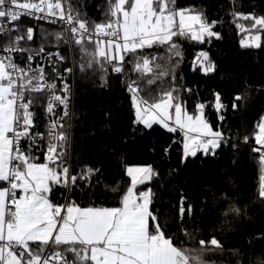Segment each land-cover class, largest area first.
<instances>
[{"label": "snow or ice", "instance_id": "6c2138e0", "mask_svg": "<svg viewBox=\"0 0 264 264\" xmlns=\"http://www.w3.org/2000/svg\"><path fill=\"white\" fill-rule=\"evenodd\" d=\"M22 15L60 23V31L45 33L42 39L50 42L52 37L57 47L61 43L77 46L80 71L99 72L102 86L109 71L125 73L126 65L131 64L138 74L137 79L126 82L135 111L134 124L149 129L160 124L169 132L179 130L185 160L198 152L215 155L224 143V133L214 130L205 118L203 103L189 112L178 88L160 87L166 77L175 81L179 61L173 63V59L182 57L177 38L199 43L220 38L212 30L216 22H209L202 12L179 8L177 0H104L103 18L97 22L87 18L72 0H0V52L4 53L0 55V264H215L205 257L223 250L219 240L213 236L207 241L199 239L197 247L185 246L184 242L178 245L166 234L165 221L152 208L151 189L137 191L138 185L156 175L150 165L126 169L131 185L120 197L118 207L81 206L70 195L63 197L64 203L52 199L56 188L71 193L81 182L91 186V178L99 169L85 166L78 174L72 173L67 163L68 120L73 115L69 109L71 87L58 67L65 57L59 51L45 53L43 45L37 50L22 47V41L34 38L33 28L21 32L16 26ZM234 16L252 21L243 30H254L257 34L251 39L260 47L264 16L239 12ZM241 44L251 46L244 40ZM153 47H166L168 55L144 54ZM22 52L28 53L26 66L16 63L12 55ZM41 54L46 56L50 72L44 64L33 67L32 62ZM197 67L204 74L215 70L204 51L193 62L194 71ZM63 72L72 73L73 68ZM242 99L235 97L236 101ZM39 101H46L45 132L36 130L33 109ZM214 107L218 113L224 108L219 93L215 94ZM257 128V195L264 200V116ZM34 149L41 151L43 162ZM218 201L224 204V216L242 214L228 193H221ZM180 203L183 218V197ZM187 211L191 213V205ZM183 234L189 241L196 240L187 230ZM256 264H264V259L258 257Z\"/></svg>", "mask_w": 264, "mask_h": 264}, {"label": "trees", "instance_id": "16d2710c", "mask_svg": "<svg viewBox=\"0 0 264 264\" xmlns=\"http://www.w3.org/2000/svg\"><path fill=\"white\" fill-rule=\"evenodd\" d=\"M87 18L99 22L103 18L104 0H72ZM99 5V6H98ZM177 7L192 8L202 12L209 22L215 21L210 42L199 43L177 38L182 57L174 69L175 81L166 77L160 87L174 86L186 101L189 112H194L198 103L205 105L204 115L214 130L224 133V143L215 155L183 158V133L169 132L160 124L146 128L134 124L135 111L131 94L126 88L128 80L137 79L131 64L125 73L107 75L102 86L99 72L80 71L78 47L71 48L61 43L58 47L52 37L50 42L42 39L45 33L61 30L59 24H46L21 16L19 23L26 31L34 30V38L25 43L26 48H60L65 59L70 60V49L75 64L74 116L70 123L67 146L68 165L73 174L85 166L99 169L91 178V186L81 182L71 193L56 188L52 199L64 203L70 195L81 206L118 207L120 197L130 185L128 166H151L156 175L137 187L139 191L151 189L152 208L165 221L166 234L179 245L197 247L199 239L210 240L213 236L223 245L206 255L215 264H256L264 259V200L258 198L260 154L255 151L257 124L264 115V32L259 33L260 47L243 46L254 30L240 31L237 25L249 28L252 21L234 16H264V0H177ZM241 32V33H240ZM2 47V45H0ZM201 51L209 54L215 70L204 74L199 67L193 70V62ZM146 55L165 57L166 47H153ZM162 63L164 61H161ZM191 89V92L187 91ZM219 93L224 108L218 113L214 107L215 94ZM240 95L244 99L236 101ZM237 107L233 108V104ZM44 101L35 108V119L43 122ZM224 119L221 121L219 116ZM245 137H248L245 143ZM118 189L113 191L112 189ZM221 193H228L237 206L242 208L239 216L222 214L224 204L218 201ZM184 198L185 213L180 215L181 198ZM191 205V213L187 211ZM184 230L193 233L195 241L184 236Z\"/></svg>", "mask_w": 264, "mask_h": 264}, {"label": "built area", "instance_id": "2783aa9c", "mask_svg": "<svg viewBox=\"0 0 264 264\" xmlns=\"http://www.w3.org/2000/svg\"><path fill=\"white\" fill-rule=\"evenodd\" d=\"M21 2H23V0H21ZM24 17L27 18H31L34 19L36 21H41L43 23L46 24H54V23H50L48 20H41V19H36L33 16H27V15H22ZM16 26H19L21 32H25L22 30L23 26L19 23V21L15 22ZM55 24H59L60 23H55ZM28 28V27H27ZM240 31H242V28H239ZM16 33H13V35H15ZM244 40L246 41L245 37L241 38V41ZM25 43L24 41L21 42V46L25 47ZM69 46V45H68ZM70 47V46H69ZM71 48V47H70ZM59 51L60 54L63 56L62 51L60 50V48H54V49H45V53L47 52H57ZM4 53L0 52V55H2ZM13 58L14 61L18 64H20L21 66H26L28 61H27V56L28 53L27 52H22V53H13ZM33 63V67H35L36 64H44L46 66V71L50 72L51 71V66L48 64L47 58L44 54H41L40 56H36L35 60L32 62ZM60 71L63 73V75L66 77L67 79V83L70 85L71 87V98H70V105H69V109L70 112L73 114L74 113V109H73V105H74V98H75V85H74V76H75V72H74V62L72 59V54H71V49H70V60L65 59L63 63L58 65ZM73 68V72L72 73H64L63 69L64 68ZM58 83V87H62V84H60L59 81H57ZM45 107H46V101H44V105H43V122H39L38 120H36L37 123V131L39 132H45L46 131V124H47V115H46V111H45ZM58 114H62V109H58L57 110ZM73 115L71 116V118L68 120L70 122V120H72ZM26 145V142H25ZM41 147H43V145H41ZM34 154L39 157L40 162H43V155L41 153L40 150H35L34 149Z\"/></svg>", "mask_w": 264, "mask_h": 264}, {"label": "rangeland", "instance_id": "374dc122", "mask_svg": "<svg viewBox=\"0 0 264 264\" xmlns=\"http://www.w3.org/2000/svg\"><path fill=\"white\" fill-rule=\"evenodd\" d=\"M247 45H254L253 44V41H252V39L250 38L248 41H247ZM264 116V115H263ZM258 132V128H257V131H256V133ZM255 133V134H256ZM182 146H183V140H182ZM183 153V152H182ZM139 167H143V165L142 166H140V165H138ZM130 183H131V181H130Z\"/></svg>", "mask_w": 264, "mask_h": 264}, {"label": "crops", "instance_id": "0c3cea01", "mask_svg": "<svg viewBox=\"0 0 264 264\" xmlns=\"http://www.w3.org/2000/svg\"><path fill=\"white\" fill-rule=\"evenodd\" d=\"M128 167H139V166H128ZM128 167H127V168H128ZM127 168H126V169H127ZM126 172H127V171H126ZM129 178H130V177H129ZM130 181H131V178H130ZM146 182H148V181H146ZM146 182H145V183H146ZM143 184H144V183H143ZM130 185H131V183H130ZM130 185H129V186H130ZM140 185H141V184H140ZM129 186H128V187H129ZM138 186H139V185H138ZM138 186H137V187H138ZM146 190H148V189H144V190H142V191H146ZM137 191H139V190L137 189Z\"/></svg>", "mask_w": 264, "mask_h": 264}, {"label": "bare ground", "instance_id": "6f19581e", "mask_svg": "<svg viewBox=\"0 0 264 264\" xmlns=\"http://www.w3.org/2000/svg\"><path fill=\"white\" fill-rule=\"evenodd\" d=\"M243 30V29H242ZM243 32V31H242ZM241 33V32H240ZM72 50V49H71ZM74 66H75V64H74ZM75 69V68H74ZM74 78H75V76H74ZM75 84V83H74ZM75 91H76V87H75ZM74 106H75V98H74ZM73 106V107H74ZM74 109V108H73ZM74 114V113H73ZM74 116V115H73Z\"/></svg>", "mask_w": 264, "mask_h": 264}]
</instances>
